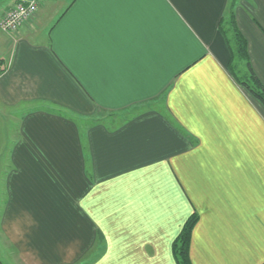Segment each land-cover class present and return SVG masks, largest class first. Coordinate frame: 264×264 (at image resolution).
I'll use <instances>...</instances> for the list:
<instances>
[{"label": "crops", "instance_id": "0c3cea01", "mask_svg": "<svg viewBox=\"0 0 264 264\" xmlns=\"http://www.w3.org/2000/svg\"><path fill=\"white\" fill-rule=\"evenodd\" d=\"M231 1L40 0L0 32V112L22 110L0 264H177L194 214L193 264H264V107L229 73ZM234 13L264 87V0Z\"/></svg>", "mask_w": 264, "mask_h": 264}, {"label": "trees", "instance_id": "16d2710c", "mask_svg": "<svg viewBox=\"0 0 264 264\" xmlns=\"http://www.w3.org/2000/svg\"><path fill=\"white\" fill-rule=\"evenodd\" d=\"M236 0L231 5L229 20L221 28L223 35L227 38L232 60L229 66V73L254 99L259 101L264 107V87L253 72L248 56L247 41L238 30L234 9ZM237 62V63H236ZM240 63H245L247 74L241 75ZM239 74V76H238ZM241 75V76H240ZM198 216L192 215L185 223L180 235L173 244V253L177 264H193L190 256L192 235L198 223Z\"/></svg>", "mask_w": 264, "mask_h": 264}, {"label": "built area", "instance_id": "2783aa9c", "mask_svg": "<svg viewBox=\"0 0 264 264\" xmlns=\"http://www.w3.org/2000/svg\"><path fill=\"white\" fill-rule=\"evenodd\" d=\"M39 3L40 0H16L14 6L0 19V32L17 33L35 18Z\"/></svg>", "mask_w": 264, "mask_h": 264}, {"label": "rangeland", "instance_id": "374dc122", "mask_svg": "<svg viewBox=\"0 0 264 264\" xmlns=\"http://www.w3.org/2000/svg\"><path fill=\"white\" fill-rule=\"evenodd\" d=\"M237 2L238 0L235 1V4H237ZM232 3L233 0L231 1V5ZM245 65V63H240V69L242 70L241 75H243L244 73L247 74V68ZM19 111L22 110L3 109L0 112V121L3 123L0 135V148L2 151L0 152V165L2 166H10L11 164V159L8 156L10 155L11 149L15 144V142H12V140L13 138L15 140V134L17 133V122L15 120L13 121L11 118L13 117V113H17Z\"/></svg>", "mask_w": 264, "mask_h": 264}]
</instances>
